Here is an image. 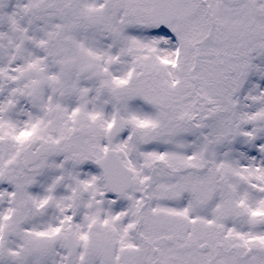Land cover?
Listing matches in <instances>:
<instances>
[{
    "label": "snow or ice",
    "instance_id": "1",
    "mask_svg": "<svg viewBox=\"0 0 264 264\" xmlns=\"http://www.w3.org/2000/svg\"><path fill=\"white\" fill-rule=\"evenodd\" d=\"M0 264H264V0H0Z\"/></svg>",
    "mask_w": 264,
    "mask_h": 264
}]
</instances>
